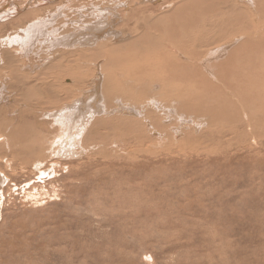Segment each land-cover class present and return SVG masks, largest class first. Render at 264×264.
<instances>
[{
  "label": "rangeland",
  "instance_id": "1",
  "mask_svg": "<svg viewBox=\"0 0 264 264\" xmlns=\"http://www.w3.org/2000/svg\"><path fill=\"white\" fill-rule=\"evenodd\" d=\"M210 1L0 0V61L3 41L25 36L37 20L49 19L46 33L58 30L56 38H60V33L67 32L69 40L72 32L102 28L97 43L75 45L83 51L78 57L83 79L79 77L81 82L76 83V78L68 77L65 83L72 85L73 111L78 99L75 94L86 88L93 91L94 86L99 98L95 93L84 104L97 101L103 108L99 87L105 72L100 68L110 70L116 61L111 48L106 57L97 46L107 41L118 46L122 43L118 38L129 37L136 26L143 27V20L152 23L158 18L163 22L162 18L182 2L194 6L212 4ZM222 1L218 5L223 3L220 8L224 9L227 3ZM242 17L247 19L245 14ZM202 19L207 25L209 21ZM212 19L219 21L220 17ZM236 20L239 24L241 16L230 24ZM207 26L211 34L219 32L212 24ZM191 27L187 32L197 34V25ZM7 47L10 52L16 50L13 45ZM26 59L28 66L30 60ZM7 65L16 64L8 61ZM4 66L2 60L0 76ZM172 87V83L166 85L167 89ZM193 92L196 95L197 91ZM12 101H1L0 108L14 119L23 104L13 108ZM214 101L208 98L205 103ZM126 102L118 99L108 106L106 119H114L108 120L110 127L102 129L98 122L95 128L100 132L91 133L89 126H83L82 147L75 138L68 153H63L65 159L60 160L64 166H56V173L53 169L50 172L49 163L41 166L49 169L44 177L29 166L20 170L8 161L2 154L8 148L0 135V264H264V125L259 119L250 118L245 111L237 118L229 114L220 117V122L211 125L206 115L198 116L201 120L193 114L186 116L174 109L175 100L164 98L154 109L162 115L160 107H168L159 129L150 124L156 115L140 126L134 122L128 129L125 120L138 116L130 114L132 104ZM244 102L239 101V106L247 105ZM195 119L197 129L193 127ZM116 127H121L117 134ZM207 131L214 133V140L206 139ZM137 133L140 140L135 137L133 141ZM125 139L130 141L123 144Z\"/></svg>",
  "mask_w": 264,
  "mask_h": 264
},
{
  "label": "bare ground",
  "instance_id": "2",
  "mask_svg": "<svg viewBox=\"0 0 264 264\" xmlns=\"http://www.w3.org/2000/svg\"><path fill=\"white\" fill-rule=\"evenodd\" d=\"M221 1L212 0V4L196 3L194 6L191 5L192 2H182L173 9V15H171L173 12L168 17L163 15L164 23L157 18L161 25L156 18L152 23H149V20H143V27L136 24V27L132 28L133 32L130 31V36L127 34L129 37L118 38L122 41V46L121 44L111 45L112 43L108 41V43L99 44L97 49L101 54L107 57L112 49L115 52L116 61L115 67L109 68L110 70L100 68L105 72L99 87L104 99L103 108L97 104V101L94 105L84 104L85 100L95 93L96 98L99 96L96 92L98 88L94 86L93 91L91 89L88 91L86 88L78 93L75 92L78 99L73 104L76 107L73 111L72 85L65 83L68 77L76 78V83L81 82L79 77L83 79L82 62L79 61L83 51L75 45L97 43V35L101 33L102 28L91 27L87 33L72 32L75 36L71 34L72 39L69 40L70 36L67 35L70 34L67 32L60 33V38H56L58 30H51L50 34L46 33L51 25L49 19L37 20L27 29L25 36L3 41L1 56L6 66L3 67V76H0V104L1 101L7 99L10 101L13 98V108H20L22 104L23 107L19 109L18 114L16 113L19 116L14 119L6 117V112L3 114V107L0 108V135L3 137L4 147L8 148V151L3 153V144H0L2 154H6L8 161L16 163L15 167H19L20 170L29 166L35 169L37 175L40 174L38 176L44 177L49 169H42L43 165L49 163L52 165L48 167L51 168L50 172L53 169V173H56V166H64L60 160L65 159L63 153H68L67 149L75 138L78 137L77 141L80 144L78 146L82 147L81 128L83 126H89L91 133L100 132V129L95 128L98 122L102 129L110 127L112 123L108 120L111 118L107 116L106 119V115H109L108 110L111 108L108 106L115 104L114 102L118 99L122 102L132 99L131 102H126L132 104L128 111L138 116L135 120H125L124 125L128 129L134 122L138 126L143 125V120L148 121L153 115H156L157 119L150 124L159 129L157 125L161 123L163 119L161 116L168 111V107H160L162 115L155 114L154 109L155 106H159V100L164 98L175 100L174 109L184 111L185 114L187 113L186 116L193 114L201 120L200 117L206 115L205 118L211 125L220 122L218 121L220 117L229 114L236 115L237 118L245 111L250 118L259 119L261 125H264V0H223L228 4L226 8H222L223 10L220 8L223 3L218 5ZM17 9L20 10V8ZM238 10L240 13L234 14ZM244 14L247 17L245 21L242 19ZM238 15L241 16L240 23L238 24L236 20L235 24H230L232 19L238 18ZM212 16L214 19L220 17V20L214 21ZM202 18H206L209 21H207L208 24H212L219 32L215 30L217 33L211 34L210 27L203 23L205 20ZM194 24L197 25L198 32L191 35L193 32L189 34L187 31H190ZM20 25L21 23L17 24V26ZM189 27H191L190 30ZM93 34L96 36H92ZM108 37L110 39V36ZM233 38H235L234 41ZM222 41L224 43L231 41V43L221 46ZM7 44L13 45L16 50L8 51ZM26 58L30 60L28 66ZM56 58L57 61H55ZM41 60L44 61L42 65L39 64ZM8 61L16 65L9 66ZM168 83L173 84L171 89L166 88ZM94 84H96L95 81ZM193 90L197 91L196 95L193 94ZM235 97L242 103L246 101L247 105L240 107ZM208 98L215 101L211 105L206 104L205 101ZM136 103L140 105L135 106ZM9 107L8 110H10ZM170 110L169 112L173 111ZM25 114L27 117L24 116ZM256 115L259 118L255 117ZM44 118L49 119L50 122L44 121ZM16 122L20 124L14 126ZM197 124V120L194 121V129H197ZM8 126L10 130L7 129ZM120 128L116 127L114 132L117 134ZM138 134L134 135L133 141L135 137H139ZM213 134L212 131H207L206 139L214 140ZM128 140H123V144H126ZM110 142L113 143L112 140ZM128 144L130 142L127 146ZM82 153L83 156L85 152ZM6 155L3 157L7 158Z\"/></svg>",
  "mask_w": 264,
  "mask_h": 264
}]
</instances>
